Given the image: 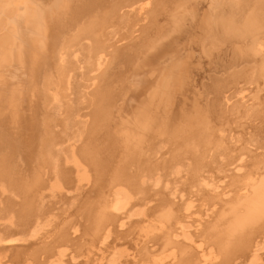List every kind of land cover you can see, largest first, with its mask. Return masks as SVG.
I'll return each instance as SVG.
<instances>
[{
    "label": "bare ground",
    "instance_id": "6f19581e",
    "mask_svg": "<svg viewBox=\"0 0 264 264\" xmlns=\"http://www.w3.org/2000/svg\"><path fill=\"white\" fill-rule=\"evenodd\" d=\"M1 222L0 264H264V0H0Z\"/></svg>",
    "mask_w": 264,
    "mask_h": 264
},
{
    "label": "rangeland",
    "instance_id": "374dc122",
    "mask_svg": "<svg viewBox=\"0 0 264 264\" xmlns=\"http://www.w3.org/2000/svg\"><path fill=\"white\" fill-rule=\"evenodd\" d=\"M78 58H80V55H79V57ZM73 61H74V59H73ZM76 62V61H75ZM80 66L82 67V66H84V63L82 62V61H80ZM84 72V69L82 68L81 70L79 69L78 70V72H77V78H76V86H77V88L76 89H74V91H72L73 92V94L71 93V99L73 100L72 102H73V104H74V106H75V109L76 110H78L83 104H84V99H83V103H82V98H83V93H84V91L85 92H87L85 89H83L82 88V84H86V82H85V79L83 80V78H84V76L83 75H80V74H82ZM81 82V83H80ZM85 82V83H84ZM79 84H81L82 86L80 87L79 86ZM79 120H80V122H82V121H85V119L84 118H79V116H77L74 120H73V123H76V122H79ZM66 153V152H65ZM250 160V163H251V159H249ZM249 160H248V162H249ZM232 168V167H231ZM153 183H155L154 181H151V183H150V185H152V187H154L155 186V184H153ZM178 185V184H177ZM223 186H225V185H223ZM163 188H169V189H173V185L171 184V182L170 181H168V182H166V183H164V182H162V183H160L159 184V186L157 187V189H163ZM228 188L226 189V190H224L223 191V193H226V192H228ZM73 190L72 189H70V192H68V193H73L74 194V192H72ZM218 191H220V190H218ZM49 194L47 191L45 192V194ZM67 193V192H66ZM50 195V194H49ZM72 195V194H71ZM185 195V194H184ZM229 196H231V193H227L226 195H224V198H227V197H229ZM71 198H72V196H70ZM73 197H75V196H73ZM57 199V198H56ZM195 204V206H197L198 205V203L196 202V203H194ZM196 209H194L192 212H196L195 211ZM197 213V212H196ZM198 214H199V216H201V214H200V212H198ZM209 214H210V212H209ZM192 217H190L191 219H188L189 221H187L186 223L188 224V225H191L192 226V229H194V225H195V223L196 222H194V225H193V220L194 221H196V219H197V217H196V215H191ZM204 219H207L206 217H204ZM2 223V225L0 226V236H2V234L3 235H5V234H7V233H5L6 231H8L9 229H7V227H9V225H6V224H3V223H5V222H1ZM198 225V223H196V226ZM6 228V230H4ZM196 228V227H195ZM131 243H133V242H131ZM25 244V243H24ZM122 247H126V246H122ZM122 247H121V249H122ZM136 248L137 247H135L134 248V251L131 249V252L132 253H136ZM124 249V248H123ZM110 252V251H109ZM69 255V254H68ZM108 256H109V254H108ZM77 259H78V261H77V263L76 264H83V262L85 261V259H83L82 257H77ZM98 259V257L96 258L95 257V262L93 263L92 262V264H95L96 263V260ZM263 259H264V257H263ZM85 263V262H84ZM67 264H71L69 261H67Z\"/></svg>",
    "mask_w": 264,
    "mask_h": 264
}]
</instances>
